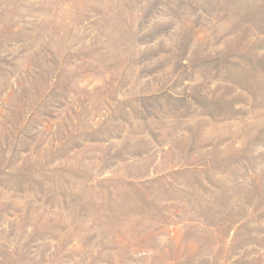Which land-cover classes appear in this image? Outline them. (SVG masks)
Instances as JSON below:
<instances>
[{
	"label": "rangeland",
	"instance_id": "1",
	"mask_svg": "<svg viewBox=\"0 0 264 264\" xmlns=\"http://www.w3.org/2000/svg\"><path fill=\"white\" fill-rule=\"evenodd\" d=\"M0 264H264V0H0Z\"/></svg>",
	"mask_w": 264,
	"mask_h": 264
}]
</instances>
